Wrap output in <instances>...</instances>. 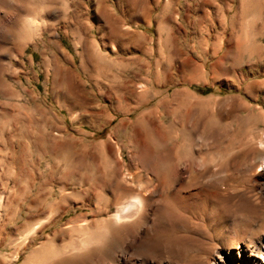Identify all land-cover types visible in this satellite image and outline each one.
<instances>
[{
	"label": "rangeland",
	"instance_id": "rangeland-1",
	"mask_svg": "<svg viewBox=\"0 0 264 264\" xmlns=\"http://www.w3.org/2000/svg\"><path fill=\"white\" fill-rule=\"evenodd\" d=\"M263 243L264 0H0V264H209Z\"/></svg>",
	"mask_w": 264,
	"mask_h": 264
},
{
	"label": "bare ground",
	"instance_id": "bare-ground-1",
	"mask_svg": "<svg viewBox=\"0 0 264 264\" xmlns=\"http://www.w3.org/2000/svg\"><path fill=\"white\" fill-rule=\"evenodd\" d=\"M21 20H22L21 30H23V33L25 35L29 33H33V31L32 32L30 31L38 29L39 25L43 24L42 19H40L41 20L40 21L37 16H33V15L25 16ZM142 203H143V200L140 197V195L132 196L129 200L118 205L116 209L110 213V217L112 218L113 222H116V223L130 221L140 211L142 207ZM37 226L38 224L34 228H36ZM87 244L88 243L84 241L77 240L73 242L72 244H70V246L66 250L71 251V252H79V251L84 250V248L88 246ZM261 246L263 247L262 250L260 251L261 259L259 257L255 258L253 255L247 254L246 253L247 251L245 252L238 251L236 252V254H234L233 252L228 250L227 253L222 254V258L218 262L212 261L209 264H231V263H234L235 261L240 262V263L243 262L244 264H263L264 263V243Z\"/></svg>",
	"mask_w": 264,
	"mask_h": 264
},
{
	"label": "trees",
	"instance_id": "trees-1",
	"mask_svg": "<svg viewBox=\"0 0 264 264\" xmlns=\"http://www.w3.org/2000/svg\"><path fill=\"white\" fill-rule=\"evenodd\" d=\"M201 91L204 92V93H206V92L210 91V89L209 88H204V89H201Z\"/></svg>",
	"mask_w": 264,
	"mask_h": 264
}]
</instances>
